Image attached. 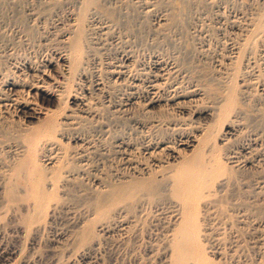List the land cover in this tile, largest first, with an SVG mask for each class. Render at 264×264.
Returning <instances> with one entry per match:
<instances>
[{
	"label": "bare ground",
	"instance_id": "1",
	"mask_svg": "<svg viewBox=\"0 0 264 264\" xmlns=\"http://www.w3.org/2000/svg\"><path fill=\"white\" fill-rule=\"evenodd\" d=\"M122 1H40L29 7L27 23L20 28L4 8H19L22 0H0V199L6 205L24 203L38 230L46 226L39 222L47 215L52 218L65 210L75 216L80 210L100 219L99 232L115 236L117 245L138 240L148 226L162 238L161 264H214L207 251L217 252L215 245L229 231L231 237L236 234L230 224L233 213L223 208L221 198L251 188L256 196L264 194V0L258 15L244 24L222 12L214 14L217 24L228 26L236 39L220 53L203 40L210 36L207 27H191L197 34L193 37H202L200 51L214 65L211 92L191 79L181 52L168 56L155 49L147 60L136 56L135 43L142 36L134 42L128 38L132 31L137 34L131 22L132 31L126 27L130 33H124L130 6L125 12ZM135 3L142 8V21L156 16L151 32L146 26L150 17L143 22L156 44L172 37L174 27L173 32L178 31L171 12L162 10L157 16L163 0H137L131 7ZM21 47L39 51L21 59L16 54ZM232 76L241 77L240 90ZM253 84H258V92ZM239 102L254 111L256 120L248 119L253 124L246 122L248 115L237 107ZM120 118L129 121L128 131L115 129ZM224 126L230 130L217 145L214 140ZM240 135H247L246 142L237 140L231 146ZM244 210L234 211L241 222ZM78 229L83 236L89 234L85 224ZM259 233L264 246V229ZM98 246L93 242L83 256ZM14 256L0 247V263L14 264Z\"/></svg>",
	"mask_w": 264,
	"mask_h": 264
},
{
	"label": "rangeland",
	"instance_id": "2",
	"mask_svg": "<svg viewBox=\"0 0 264 264\" xmlns=\"http://www.w3.org/2000/svg\"><path fill=\"white\" fill-rule=\"evenodd\" d=\"M40 1L42 3H45V1H47V0H27L26 2H25V0H22L21 6H18L19 8H14V9L10 8L9 9L8 5H7V7H5L6 6V4H5L4 5V7H5L4 10L7 9V11H5V12H8V15H9V17H10V19L12 21L16 20V21H14V23L17 22L15 25L19 24L18 26L22 27V25L25 26V24L27 23V18H26L27 17L26 14L28 13L27 10L33 8L34 5H35V7L41 5L42 3ZM70 1L72 3H74L77 0H75V1L74 0H70ZM126 1H127L126 3H125V0H124L120 4L122 6H124L125 12H127L126 8L127 7L129 8V6H130L129 10L127 8V10H128L127 15L130 18H132L135 15L134 12L135 13L137 12V14L135 15L134 19H136L137 17H140V19H138V18L137 19L139 20V23L140 22L142 23V24L140 23L141 24V27H140L139 23L135 24L137 19L134 20L132 18L131 19L132 21H130L129 20L130 18L128 17V19L124 20V24L128 23L129 25L128 24H126V26L123 25V26H125L124 27L125 30L123 28L124 33H125L126 30L130 33V31L128 29H126V27L130 29V22H131V29L134 30V32H135L136 29L133 26L136 25L137 34L135 32L134 36H133V31L131 29L130 30L132 31V34L130 33V35H129V33H126V36L129 35L128 38H130L131 41L134 42V40L138 39L139 36H142V38H143L142 39L141 37H139L140 40L138 39L136 41V42L141 41L142 43L139 42V44L137 43L138 45L135 43V45L137 46L135 48L136 56L138 58L140 56L139 59H141V60H143V59L147 60V58H149L151 56L153 50L155 51V49H158V51L156 50L155 53H163L162 51H164L165 54L164 53L163 54L164 55L168 54V56H170L171 53H172L171 56H174V54L180 55V52H181V55H183L182 58L184 60V63L186 64L185 66L189 70L191 69L190 73H189V75L191 76V79H193V80L196 79L197 81L199 80L200 82L199 81L198 82L200 84H203V86L207 85L206 88L208 87L207 88L208 90L210 89V87L212 89L214 87L213 91H215V86L214 85L216 83L211 81V79H210L211 77L209 78V76H210L209 74H211V71H213L212 68H214V65H213V62L210 61L211 60L210 57L203 55V53L200 51V49H201L200 46H201L203 41H199V38H200V40H202V37L199 36V35H198V37L197 36L193 37V35H197V34L194 33V31H195L194 29L197 28V27H200L202 25H203L202 27H204V28L207 27L206 30L209 31L210 36H208L209 38L208 37L203 38V40L206 42L207 39H208L209 42L207 41L206 43L208 45L211 43L210 44L211 46L209 45L211 47V50L214 51L215 53L216 52L220 53L221 50L224 49L223 47L226 48V47L230 46L229 43L230 44L232 43L231 39L233 40V38L235 36L233 37L234 34L232 32H230L231 30L228 28V26L226 27V26L221 25V23H219L220 26L222 27L221 28L219 26V24H217L218 20H216L217 17L215 15H217L218 13L222 12L227 18H231L232 20H234L236 18L237 19L239 18L240 22L244 24V22L245 23L249 22V20L250 21L253 20V18H255L256 15H258L260 10L262 9L261 8V6H262L261 4L263 3V0H213V1L212 0H200V1L199 0L195 1L194 0V3H191L193 1L189 0L190 3H191V5H190V3H188V0H185V3H187V4L184 5V2L182 3L181 0H163L164 5H165V3H166V5L170 4L169 5L170 7L167 5L169 9L168 8L166 9L167 6H165V8L164 7L162 8V5H163L162 4L159 7V9H158L159 12L157 11L158 14L156 13L157 16L162 14V13H164L163 11H165V10H166L167 13L171 12V14H173V15H170V13H169V15L172 18H173V16L174 17L176 16L175 18H177L178 21L176 19L175 20V24H176V22L179 23V24H176V26L178 27V25H179V27L177 28L178 31H176L174 33L173 31L176 29L174 27L172 33H170L171 36L173 37V39H172V37H169L170 36L169 35L168 38H166L165 41L164 40L163 41L160 40L163 44L160 43V41H159V43L156 44L154 41H152L153 38L151 36V33L148 34L149 32H151L150 28L153 26L152 23H155L156 16H154L155 18L153 16H148L147 17L148 19L145 17L144 18L145 20L142 21L143 17H141V16L144 15L143 11H142V8H138L139 5H136L137 3H135V5H133L134 8H133V6L131 7V5L134 4V1H137V0H126ZM131 1H133V3ZM168 1H169V3H168ZM209 1H210V3H209ZM211 1H212L213 5H211L212 4ZM179 2H180V4H179ZM196 3H197V5H195ZM220 3H221V5H220ZM127 4H129V5H127ZM193 4L195 6H197L199 9L197 7H195ZM31 5H33V6H31ZM189 5H190V7H188ZM135 6H137V8ZM172 6H173V8H171ZM181 6H183V7L186 6V8H189V9L185 8L186 10H184ZM191 6L193 7V9L191 8ZM252 6H254V7H252ZM29 7H31V8H29ZM214 7H216V8H214ZM253 8L256 9V10H254ZM11 10H13V11H11ZM98 10L100 12H104L103 8H98ZM130 10H132V11H130ZM196 10H197V12L195 13ZM160 11H161V13H160ZM177 11L179 12V14H178ZM132 12H133V14H128V13H132ZM174 12H177V13H174ZM16 13L18 14V16L16 15ZM139 14H141V15H139ZM188 15L190 16V18H189ZM23 16L24 17L26 16V17L24 18ZM191 16H192V18H191ZM149 17H150L151 21L149 20ZM175 18H173V20ZM179 18H180V20H179ZM147 20L150 21V22L148 21L150 24L148 22H147L148 24L145 23V21H147ZM19 21H20V23H19ZM179 21H182L183 23L179 22ZM201 21H203V22L201 23ZM132 22H135V23H132ZM143 22L145 24H147L146 26L149 27V30H148L149 32L147 31L148 27L143 26V24H144ZM138 24H139V26H138ZM204 25H207V26H204ZM192 26H194V27H192ZM180 27H182V28H180ZM191 27L194 28V29H192ZM144 30H146L145 32H147L148 35H146ZM138 34H142V35H138ZM211 35H212V37H211ZM225 35H226V37H225ZM213 36H214V39L218 40V41H216V42L213 41L214 40ZM133 38H134V40H132ZM167 39H169L168 42H170V41L171 42L168 43V44L167 43L164 44V42H167ZM172 40L173 41L175 40L176 42L175 41L172 42ZM234 40L236 41L235 38H234ZM149 41H152L153 44L149 43ZM235 41H233V43ZM199 42H200V44H199ZM148 43L150 44V47L147 45ZM159 44H162V45H159ZM222 44H224V46H222ZM155 45H158V46H155ZM170 45L171 46L173 45V46L171 47ZM178 46H179V48H178ZM145 47H146V49H145ZM199 47H200V49H199ZM143 48H144V50H143ZM194 48H196V50L198 52H196L194 50ZM31 49L32 48L29 49V48H26V47H21L16 52V54L17 55L19 54V56H21V59H22L23 55H24L23 56V58H24L27 54L31 55L33 52L39 51L36 48H33L32 50ZM161 49H162V51H161ZM174 49H176V50H174ZM182 49L183 50L185 49V50L183 51ZM213 49H215V50H213ZM138 50L140 51V53H139ZM177 50H178L179 53H177ZM26 51H27V53L25 54ZM193 51H194V53H193ZM199 51H200V53H199ZM186 52H188V53L190 52V53L188 54ZM138 54H139V56H138ZM184 54H186V55L184 56ZM187 54H188V56H187ZM29 55H27V56H29ZM188 57H190V58H188ZM193 57H195L196 59L193 58ZM185 59H187V60H185ZM187 63H190L191 65L193 64V65L191 66L190 64H187ZM194 64H195V66H194ZM210 69H212V70H210ZM209 70H210V72H209ZM200 72H203V73H200ZM206 72H208V73H206ZM238 76H239V74H238ZM238 76H236V79L238 78L237 81L234 78V76H232V77L235 79V80L233 79V81H235L236 85L239 86V84L242 83V79H241V77H238ZM203 77H205V78H203ZM213 83H215V84L213 85ZM255 85H258V84H255ZM255 88H253V89L257 90L256 92H258L259 89L257 88V86H255ZM217 89H218V87L216 88V93H217ZM238 90H240V86H239ZM210 92H211V89H210ZM73 94H75V93H72L70 95L71 97L69 96V98H68L69 100L66 102V104H67L66 106H68V107H70L71 103L73 102V98H72ZM243 106L244 105H241L240 102L237 105V107L240 108V110L245 111L246 115H248V117L245 116V117H247L246 122L247 121L250 122L251 120H253L252 116L255 119L256 116L254 114V111H251L252 110L251 108L249 109L250 110L249 111L247 109L249 107L245 108V106L244 107ZM52 109L55 110L56 106L53 107ZM245 112H244V114H245ZM103 116L105 117V115H103ZM182 117H184V116H182ZM185 117H188V116H185ZM250 118H251V120L249 121L248 119H250ZM120 119L121 120H118L119 124L117 123V125H116L117 127L115 129L117 131L120 130V132L121 131L123 132L124 130H125L124 132L128 131L129 129L127 130L126 128H129V127H127V125L129 126V124H130V123H128L129 121L126 120V118L125 119L124 118H120ZM122 120H125V121H122ZM191 120H192V117H191ZM191 120H190V118L186 119L185 123H187L188 121H191ZM126 121H128V122H126ZM261 121H263V120H260L259 122H261ZM125 122L128 123V124H126ZM261 123H263V126H264V121L261 122ZM248 124H253V123L251 121V123H248ZM263 126H262V128L264 130ZM83 127H84L83 129L84 130L86 129V131H88V132L92 133L94 131V129L91 128L90 126H88V127L83 126ZM217 127L218 126L216 125L215 128H217ZM229 130H230L229 127L224 126L222 128V131L220 132V134L214 140V142L216 141L215 143L218 145L220 143L219 140L221 139L223 134H226ZM246 136L247 135H244L242 137V135H240V137L243 138V139H241V138L239 139L238 138V139H236V141L232 140L230 142L233 143L235 141L234 142L235 144L234 143L233 144L230 143V145L231 146H233V145L235 146V145H237V143L239 144L241 142L242 143L246 142V140H247ZM237 140H239V141L237 142ZM212 142H213V140H212ZM252 189L253 188H251L249 193H248V191H249L248 189L246 190L247 192L242 190V193L240 191H238V194L236 192H235V194L231 193L232 196H231V194H229V192H227L229 195H227V197H226V193H225L224 196L226 198L224 196H223V198H221L220 202L222 203L221 205L224 206L223 208L224 209L227 208V212H229V214L231 212L233 213V217L231 216V219L233 218V220H231L230 224H231V226L233 225L236 228V231L238 233L235 231L236 234H234V237L235 238L237 237L235 239L233 236L231 237V235L228 234L230 232L229 231L227 233V235H225V239H226V240L224 239L225 242L222 241L224 244H221L222 243L221 242V243L216 244L217 247L215 245V250H217V252L214 250L215 252H213V254H212L211 252L207 251L208 257L209 258L211 257L210 259L213 261L214 264H264V246L260 242V238H259V236H260V233H259L260 232V228H261V230L264 229V194L262 195V193H261V194H259V196L258 195L256 196L255 195L256 194V192H255L256 190L252 191ZM251 191H252L253 194H250ZM57 194H59V193H57ZM60 196H61V194L59 195V197ZM59 197L56 196L57 199ZM234 205L235 206L237 205V207H241V208H237ZM242 206H243V208H242ZM25 208L26 207L24 206V203H22V202H18V203L15 202V203L6 205L5 203L2 202V200L0 201V242H1L0 243L1 244L0 247L3 248V249H6L7 251L15 253L14 260H13L14 262L12 261L14 264H88L89 262H92V264H161L160 259L163 256V254H161L163 252V245L161 244L162 240H160V239H162V238L160 236L159 237L160 239H158V237H156L157 235L155 236V235H153V233L151 234V232L148 230L149 227L147 225L146 226H147L148 229H146V227H144L145 225L143 226L144 229H142L143 231L145 230L146 232L145 231L144 232L141 231L140 232L141 235H138V240H140V241L143 240L142 242L138 241L137 239L132 238L133 241L131 239H129L131 241L130 243H129V240H127L126 241L127 243L126 242H125V244L121 243V244H124V245H117L118 243L115 242L116 241V237L115 236H111V235L110 236H108V235L105 236L101 232H99V225L101 224V222H100L101 220L100 219L99 220H95L96 218L92 219V217L89 216L90 214L85 213L84 211L78 210L77 212H75V216L69 214L65 210L59 211L52 218H50V216L48 217V215H47V216H45L46 218L40 219V222H39V225H41V226L42 225H46V226L44 228L38 230L37 229V225L36 224H32L30 222L31 216L27 212V209H25ZM244 209H246V210H244ZM237 210H239V211L244 210L245 211L246 217H245L244 220L246 222H243L244 220L242 222L240 220H238L239 219L238 215H236V213H234V211L236 212ZM238 221L241 222L242 224H240ZM81 223L83 225L85 224V229H87V231L89 233V234H87V236H83V230H79L78 229V226ZM49 224H50V226H49ZM256 227L257 228L259 227V229H257ZM38 228H40V227H38ZM235 228L232 227L233 232H234ZM239 230H240V234H239ZM258 230H259V232H258ZM149 232H150L151 236L148 234ZM141 236H143V237L141 239H139ZM147 240H148V242H147ZM93 242L99 243L100 248H97L96 252H91L89 254L90 256L84 257L83 254L86 252V249ZM218 246H219L220 250H219ZM229 246H230V248H229ZM261 247H263V248L261 249ZM221 248L224 249V250L222 251ZM0 264H9V263L8 262H4V263H0Z\"/></svg>",
	"mask_w": 264,
	"mask_h": 264
}]
</instances>
